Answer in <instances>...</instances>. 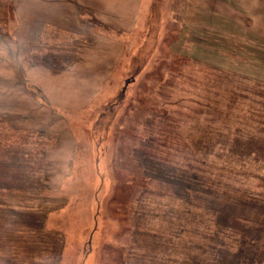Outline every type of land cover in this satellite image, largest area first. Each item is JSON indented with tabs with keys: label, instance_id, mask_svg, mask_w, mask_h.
<instances>
[{
	"label": "rangeland",
	"instance_id": "1",
	"mask_svg": "<svg viewBox=\"0 0 264 264\" xmlns=\"http://www.w3.org/2000/svg\"><path fill=\"white\" fill-rule=\"evenodd\" d=\"M252 137L264 140V0H0L1 166L9 145L22 152L47 199L0 198L48 205L43 240L63 238L53 251L16 229L27 242L0 236V264H121L122 252L128 264H200L181 246L203 222L183 219L168 177L264 196V150L238 152ZM171 221L190 223L165 260L152 237L176 233Z\"/></svg>",
	"mask_w": 264,
	"mask_h": 264
},
{
	"label": "trees",
	"instance_id": "2",
	"mask_svg": "<svg viewBox=\"0 0 264 264\" xmlns=\"http://www.w3.org/2000/svg\"><path fill=\"white\" fill-rule=\"evenodd\" d=\"M240 142L238 152H246L250 155L254 152L260 156L264 150V140L252 137L248 141L237 139ZM0 140V144H2ZM246 143V144H245ZM8 151H14L12 159L5 164L8 170H13L12 176L4 175L7 169L3 170L1 163L6 160L5 157H0V193L3 191L19 190L20 192L35 195L37 203L42 204L47 197L39 196V190L43 187L42 182V167H39V175L26 162V157L19 150H14L9 145ZM27 156H29L28 152ZM31 162V161H30ZM45 167V164H44ZM45 172V169H44ZM184 179L179 180L173 173L169 176V183L174 182L175 188H172L179 203L182 205V215L193 217L196 221H202L203 226L201 231H194L195 225L189 228L198 235L200 239H189L181 246L185 256H192L195 262L200 264H264V196L253 191H245L239 186L212 181L202 175L193 174L186 170ZM173 177L175 178H172ZM46 187V185H44ZM47 188V187H46ZM123 192L119 195L120 200H125L132 193V187L125 184L121 186ZM125 197V198H124ZM8 201L0 198V236H19L16 229L20 231L30 230L34 233L32 246L43 244L47 248H52L57 251V244L60 243L62 249L63 238L53 241L54 244H49L43 240V236L47 232L46 217L52 210L48 205L45 209L32 208L33 205H28L26 202L19 204L17 207H11ZM26 204V205H24ZM50 205V204H49ZM58 207H54L57 209ZM211 215H207V213ZM206 217L208 220H205ZM192 222V221H191ZM11 224L13 229L6 230V225ZM188 223H178L171 221L167 223V230L175 229L176 233L167 232V234L153 235L152 240L154 247L163 244L167 247L161 249L164 259L166 260L167 252L169 251L168 243L176 246V240L182 238L180 230L187 227ZM207 223H210L208 226ZM211 228H213L211 230ZM215 229V230H214ZM179 231V232H178ZM222 236V240L220 239ZM179 237V238H178ZM176 238V240L174 239ZM227 238H230L229 241ZM19 239L22 242H27L22 235ZM225 240L230 243L235 241V245L229 247ZM191 243V245H190ZM232 245V243H231ZM191 246V247H190ZM124 248L120 249L123 251ZM197 250L200 252L198 253ZM114 251L118 252L119 249ZM122 252L118 257L121 264H128L127 258H124ZM183 256V258L185 257ZM196 257H199L197 260ZM178 257L174 260L177 264ZM116 263V261H115Z\"/></svg>",
	"mask_w": 264,
	"mask_h": 264
},
{
	"label": "crops",
	"instance_id": "3",
	"mask_svg": "<svg viewBox=\"0 0 264 264\" xmlns=\"http://www.w3.org/2000/svg\"><path fill=\"white\" fill-rule=\"evenodd\" d=\"M68 150L69 149H67L66 147H65V149H64V151L66 152H68ZM49 160H50V166H49V168H50V171H51V173L53 172V170L55 169V167H54V161L51 159V158H49Z\"/></svg>",
	"mask_w": 264,
	"mask_h": 264
},
{
	"label": "water",
	"instance_id": "4",
	"mask_svg": "<svg viewBox=\"0 0 264 264\" xmlns=\"http://www.w3.org/2000/svg\"><path fill=\"white\" fill-rule=\"evenodd\" d=\"M129 81H130V79L128 78V79L126 80V82H125V86L123 87V89L126 88V86H127V84L129 83Z\"/></svg>",
	"mask_w": 264,
	"mask_h": 264
}]
</instances>
